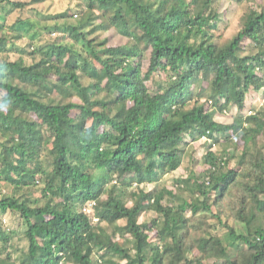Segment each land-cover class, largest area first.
<instances>
[{"label": "trees", "instance_id": "16d2710c", "mask_svg": "<svg viewBox=\"0 0 264 264\" xmlns=\"http://www.w3.org/2000/svg\"><path fill=\"white\" fill-rule=\"evenodd\" d=\"M216 1L84 0L72 44L29 50L17 41L35 25L7 24L27 4L0 0L11 7L0 24V264H264V103L243 115L251 88H264V9L220 45ZM87 27L127 43L97 44ZM232 107L239 116L218 122ZM237 138L230 168L234 155L216 150ZM197 146L201 170L176 178L181 193L160 187ZM9 214L27 243L19 258Z\"/></svg>", "mask_w": 264, "mask_h": 264}, {"label": "rangeland", "instance_id": "374dc122", "mask_svg": "<svg viewBox=\"0 0 264 264\" xmlns=\"http://www.w3.org/2000/svg\"><path fill=\"white\" fill-rule=\"evenodd\" d=\"M13 1L26 3L27 6L24 9L13 11L7 19V24L13 25L17 20L21 19L23 21L29 20L31 23H33V25H35L31 32L27 35V37H25V39L17 41V46L21 49H29V47H32L29 50L33 49V45L43 46L54 43L72 44V40L69 34L66 32V28L67 26L78 24L83 16V12L86 10L84 0H47L41 3H35L34 0ZM10 8L11 7L9 6L6 11L0 10V24H2L1 15L5 14V12H8ZM214 9H216V12L219 14L221 22L219 24V28L212 30L211 34L215 37L216 41H218L220 45H223L227 41L232 39L241 30L244 17L249 13L250 10L254 9L256 11H260L261 9H264V0H244L243 2H239L237 0H218L214 5ZM55 24H58L59 28L62 27L61 32L44 30V26H54ZM92 27L86 28L87 33H89L90 36L88 34L87 35L89 40H95L97 44L101 43L105 38H108V43L111 47L120 46L127 43V40L125 38L117 36L114 31L107 34H103L101 32L92 33ZM34 34L37 35L39 39L32 41L30 37ZM249 44L250 42L245 43L247 52H250ZM74 45H76L77 48L82 51V54L87 52V49L85 48L86 46L83 42ZM9 57L12 61H14L20 59L22 56L13 52L9 54ZM148 58L149 56H147L145 60L146 66L148 64ZM24 60L30 62L26 55L24 56ZM82 78L84 83H88V79L84 77ZM158 81L159 78H155V80L151 82V86L156 88ZM263 91L264 88H262V90L251 88V91L246 98V109L243 111L244 116H250L251 109H256V111L262 110L264 103V97L262 94ZM0 95H3V93H0ZM59 99L60 98L54 97L52 101L53 103H58ZM238 114L239 113L237 108L232 107L230 110H226L224 112V115H222V117H218L217 120L218 122L232 123L233 118L239 116ZM235 142V145L238 146V149H236L235 145L230 146L229 144L221 143V145L217 146L216 150L218 154L228 152L230 155H234L235 158L231 159V162L229 164L230 168L236 167L237 157H240V154L244 147L243 140L237 138L235 139ZM197 147H199L197 148L198 150H196L197 152L188 149L185 168L182 169L178 174L167 176L160 184V187H167L168 190L175 191L176 193L180 192L178 184H175L176 178L186 177L190 174L192 168L201 170L202 163L194 164V162L190 158L191 154L195 153L197 155V159H199V162H201L200 159L204 156L205 150L203 146ZM144 189L149 191L153 189V185L144 186ZM38 190H40V188H38L37 190L35 189L33 193L37 197H40L41 193L38 192ZM153 217L154 213H150L145 217V219L149 221ZM2 223L6 230H11L16 233L15 252H17L14 254V257L19 258L22 255L23 251L26 252L27 247L26 241L21 240V237H17L18 235L21 236V234L23 233L22 222L17 215L9 214L3 218ZM227 223L229 225L236 226L237 229H240V225L233 221L232 218L228 219ZM214 224L215 228L213 229V232L215 234L224 235L226 233V228H224L221 224H219L217 221H214ZM215 263V261L207 262V264Z\"/></svg>", "mask_w": 264, "mask_h": 264}]
</instances>
